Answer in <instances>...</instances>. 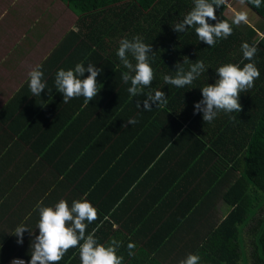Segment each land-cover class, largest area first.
Wrapping results in <instances>:
<instances>
[{
  "label": "trees",
  "instance_id": "trees-1",
  "mask_svg": "<svg viewBox=\"0 0 264 264\" xmlns=\"http://www.w3.org/2000/svg\"><path fill=\"white\" fill-rule=\"evenodd\" d=\"M62 1L77 14L78 31H69L40 68L47 85L41 95L33 96L29 79L0 109V156H16L15 172L22 171L21 183H30L41 206L90 201L98 219L87 233L96 229L101 244L121 242L122 264H180L189 254L198 255L199 264H241L243 224L247 244L254 236L252 264H264V205L253 210L257 191L251 188L264 193V37L234 24L226 3L216 16L231 25L232 34L209 46L196 26L173 30L193 0ZM243 2L264 22V0L259 8ZM135 36L152 45L155 79L132 97L117 51L122 39ZM245 42L257 47L252 61L243 58ZM185 57L186 70L197 60L208 70L183 88L166 85L163 76L175 77ZM250 62L260 77L240 94L241 112L221 111L211 123L202 112L194 114L201 88L219 78L217 68ZM78 63L102 69L101 91L87 105L82 96L63 103L55 87L58 70H74ZM157 90L167 94V105L144 110L142 101ZM129 119L137 123L127 124ZM215 208L217 214L210 211ZM29 212L23 225L38 236L39 210ZM14 234L0 225V264L13 257L31 260L34 237L26 230L21 245ZM130 242L136 245L132 256ZM59 264H81L79 248L69 249Z\"/></svg>",
  "mask_w": 264,
  "mask_h": 264
},
{
  "label": "clouds",
  "instance_id": "clouds-1",
  "mask_svg": "<svg viewBox=\"0 0 264 264\" xmlns=\"http://www.w3.org/2000/svg\"><path fill=\"white\" fill-rule=\"evenodd\" d=\"M224 3L225 0H193V8L182 21L172 26L173 30L184 33L190 27L196 26L195 32L199 40L209 46H215L218 38L226 39L232 34L231 25L227 21L218 20L216 16V9ZM248 3L259 8L262 0H248ZM209 19L217 22L214 25L210 24ZM241 22H247L246 13L235 15L233 23L239 25ZM241 47L243 58L252 61L256 55L257 47L249 45L247 42L243 43ZM154 54L152 45L144 43L140 36H135L131 40L124 38L120 41L117 55L123 66L128 69L127 72L122 73V80L125 83L131 82L128 92L132 97L142 95L144 88L151 86L154 81L155 72L150 64V59ZM129 55L135 60V64L129 59ZM188 63L187 57L184 58L182 64L177 62L175 77L164 75V83L183 88L191 85L208 70L202 60L191 63L186 70L184 65ZM215 71L219 78L214 84H207L201 88L203 99L195 104L194 111V114L202 112L204 122L208 123L214 121L221 111L225 113L241 112L240 94L254 87L255 80L260 77V72L253 62L245 64L242 68L239 64L228 63ZM86 72L90 75L83 78ZM101 72L102 69L97 68L96 65L88 64L85 67L83 63L76 64L74 70L63 68L58 70L55 87L63 94V103L82 96L84 103L89 104L101 91L97 85V77ZM28 75L31 93L35 97L40 96L47 88L43 81V71L40 66H36ZM142 103L143 109L149 111L153 105L156 107L166 106L168 103L167 94L160 90L155 91L154 94L150 92ZM137 106L141 107L140 102H137ZM233 119L235 118L233 117ZM135 123H137L135 119L127 121V124L131 125ZM41 205L42 202L33 209V211L39 210L38 236H35L31 229L23 224L15 229L14 235L18 237V244H23L26 230L34 237L31 241L32 254L28 264H59L68 250L74 247L79 248L81 264H122L124 258L117 254L121 242L112 239L107 245L101 244L96 238V229L87 233L88 224L98 219V210L86 198L73 201L71 206L64 199L54 206ZM81 241H83L82 244ZM135 247V243L128 244L129 256L134 255L132 249ZM199 261L198 255L189 254L180 264H199ZM12 264H26V262L22 259H14Z\"/></svg>",
  "mask_w": 264,
  "mask_h": 264
},
{
  "label": "crops",
  "instance_id": "crops-1",
  "mask_svg": "<svg viewBox=\"0 0 264 264\" xmlns=\"http://www.w3.org/2000/svg\"><path fill=\"white\" fill-rule=\"evenodd\" d=\"M8 1L10 6H6L4 10H2L3 6L0 8V25H4L2 23L4 15L12 9L8 23H4L9 27L13 25V31L11 28H4V31L11 32L15 42L6 54L0 56V84L19 85L13 94L11 92L7 96V99H10L23 84L28 82L29 72L36 66L41 68L44 65L55 47L64 40V36L69 31H78V16L62 0H40V3L39 0H26L25 3H22L23 0ZM16 10L20 13L18 16H13ZM55 35L58 37L54 40ZM2 69L13 70L3 72ZM0 93L4 95L3 87L0 88ZM3 105H0V109ZM15 161L16 156L4 158L0 156V213H3L0 225L5 234L15 232V229L31 214L29 212L33 210L30 209L31 205L40 203L36 201V198L38 199L36 191L33 193L30 191V183H21L22 171L15 172ZM220 203L217 202V207H220ZM23 204L25 209L22 207ZM210 211L217 214V208Z\"/></svg>",
  "mask_w": 264,
  "mask_h": 264
},
{
  "label": "rangeland",
  "instance_id": "rangeland-1",
  "mask_svg": "<svg viewBox=\"0 0 264 264\" xmlns=\"http://www.w3.org/2000/svg\"><path fill=\"white\" fill-rule=\"evenodd\" d=\"M26 0H23L22 3H25ZM41 1L39 0V3ZM0 3H2L0 5L2 7V10H4V8L6 6H10V3L8 0H0ZM225 3L227 5V9L225 11L226 15L231 18L232 20L234 19L235 15L238 13H246L247 14V22H241L239 24V26L244 29L245 31H249V29L251 28L252 30L254 29L256 32V35H258V31L262 30V28L264 27V22L263 20L254 12L252 11L244 2H242V0H225ZM1 10V9H0ZM4 12V11H3ZM12 12V9H10L9 11H7V13L4 15L3 21L2 23L4 25H0V56H3L4 54H6V52L8 51V49L10 48V46L15 42L13 40V35L11 32L9 31H4L5 29H10L13 31V25L11 27H9L8 25H5L4 22L8 23V19L10 18V13ZM20 12L18 10L14 11L13 16L19 14ZM1 14V12H0ZM8 15V16H7ZM72 19V18H70ZM73 20V19H72ZM1 23V24H2ZM59 34V33H58ZM58 37V35H55L54 40ZM9 70H13V69H2L1 71L6 72ZM19 85H13V84H0V88L3 87L4 89V95L0 93V105L2 104H6L10 99H7L11 92L12 94L16 91V88ZM3 105V106H4ZM22 110V109H21ZM17 113V112H15ZM251 188L255 190V208L253 210H257L262 208V206L264 205V193L262 191H260L259 189H257L255 186L251 185ZM219 214V213H218ZM220 215V214H219ZM221 218V217H220ZM252 224V223H250ZM247 224H243L241 226V235H240V244H241V248H242V261L241 264H252V258L250 255V252L252 250V248L254 247V236H250V244L246 243V240L244 238V227H246Z\"/></svg>",
  "mask_w": 264,
  "mask_h": 264
},
{
  "label": "built area",
  "instance_id": "built-area-1",
  "mask_svg": "<svg viewBox=\"0 0 264 264\" xmlns=\"http://www.w3.org/2000/svg\"><path fill=\"white\" fill-rule=\"evenodd\" d=\"M260 37H264V29L262 31H258ZM14 259H22L28 264V260L25 257H13L7 264H12Z\"/></svg>",
  "mask_w": 264,
  "mask_h": 264
}]
</instances>
